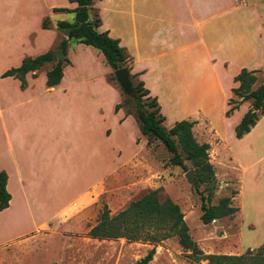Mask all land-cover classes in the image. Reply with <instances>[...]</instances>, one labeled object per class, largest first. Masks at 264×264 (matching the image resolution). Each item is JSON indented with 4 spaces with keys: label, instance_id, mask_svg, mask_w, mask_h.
Instances as JSON below:
<instances>
[{
    "label": "rangeland",
    "instance_id": "374dc122",
    "mask_svg": "<svg viewBox=\"0 0 264 264\" xmlns=\"http://www.w3.org/2000/svg\"><path fill=\"white\" fill-rule=\"evenodd\" d=\"M238 1L250 9L239 11V5L232 6L231 0H219L221 11L214 25L235 27L243 31L235 33L244 40V31L255 24L249 10L255 9V16L259 13L264 27V0ZM117 2L94 0L90 18L99 16L100 27L114 34L119 30L130 38L131 0H124V11L117 8ZM134 2L141 10L142 17H135L139 24L147 23L146 14L156 18L154 23L161 24L158 27L168 25L170 17L184 19L187 15L182 0ZM75 6L68 0H0L1 74L16 67L14 59L22 54L35 57L47 51L60 52V42L67 39L63 59L55 58L27 73L24 88L19 79L2 78L0 74V168L9 159L4 132L7 127L9 136L18 139V144L12 143L15 154L26 157L22 160L24 169L36 172L44 181L30 193L29 205L10 191L13 202L0 210V264H137L152 248L155 252L148 264H208L207 259L191 257V251L181 247L177 236L150 243L89 235L104 205L113 215L152 190L161 200L170 198L180 206L189 234L203 254L237 255L247 250L264 253V115L240 139L235 138L234 124L251 108V100L243 101L231 116H225L228 98H237L231 93L236 85L231 75L239 66L257 69V86L264 83V62H233L227 73L218 76L220 85L215 88L211 79L186 75L192 64L181 67V77L145 76V85L152 90L151 96L158 98L166 117L163 125L170 128L176 121L194 120L195 138L210 144L209 160L216 180L213 184L197 183L183 153L186 168L170 162L172 153L158 139L139 136L133 103L139 91L132 88L133 92L126 94L102 53L68 38L67 28H61L60 21L74 22V13L53 8ZM44 19L47 28L42 26ZM218 36L226 37V32L220 31ZM58 61L63 64V79L49 90L46 72ZM145 65L148 63L138 66ZM123 67L130 71L132 86L142 80L135 74L130 57ZM207 114L212 116L213 125ZM52 151L58 176L54 184L50 182L51 161L46 170L45 160ZM84 191L77 210L42 221ZM201 196L213 205L229 197L238 211L204 224L200 219Z\"/></svg>",
    "mask_w": 264,
    "mask_h": 264
},
{
    "label": "trees",
    "instance_id": "16d2710c",
    "mask_svg": "<svg viewBox=\"0 0 264 264\" xmlns=\"http://www.w3.org/2000/svg\"><path fill=\"white\" fill-rule=\"evenodd\" d=\"M76 3L72 9L54 7V11H66L74 13V22L60 21L61 28H67L68 38L98 49L106 63L114 70L123 67L129 55L126 49L119 44V40L111 37L108 31L100 32L101 19L97 16L90 18V8L94 0H68ZM43 28H47L44 19ZM67 39L60 42V52L66 55ZM56 57L53 51H47L35 57H24L21 64L5 70L1 77L12 76L20 80V86H26L25 75L41 68L45 63ZM66 61V59H65ZM257 69L241 68L233 76L236 84L231 87V93L227 100L229 106L225 116H231L239 105L246 100H251L249 108L234 126L235 138L240 139L249 133L256 125L260 116L264 115V83L257 86ZM139 75V73H135ZM63 78V64L58 61L46 72L45 84L52 87L61 82ZM116 78V76H115ZM133 91H139V95L133 99L136 111V119L142 135L158 139L164 147L172 153L170 162L174 165L186 168L184 159L191 163L194 169V180L197 183H215L216 177L213 165L209 160L208 149L210 144L199 142L193 134L194 120L182 119L176 121L170 128L163 125L165 116L161 113V106L156 96H151L148 88L144 87V81H139L132 86ZM132 91V92H133ZM145 96V100L141 99ZM119 105L115 106V112ZM8 175L5 170H0V210L9 207L11 194L7 189ZM202 223L207 224L214 219L232 215L238 211V207L230 204L229 197H223L217 204H207L201 196ZM89 235L93 238H125L130 241H147L159 243L171 236H177L178 242L183 249L190 250V256L195 259H207L208 264H264V253H253L247 250L244 254H203L196 242L189 234V227L185 222L184 214L180 206L170 198L161 200L156 190L143 194L136 200L131 201L127 207L110 215L106 205L102 207L99 218L90 230ZM154 248L141 258L137 264H148L154 255Z\"/></svg>",
    "mask_w": 264,
    "mask_h": 264
},
{
    "label": "crops",
    "instance_id": "0c3cea01",
    "mask_svg": "<svg viewBox=\"0 0 264 264\" xmlns=\"http://www.w3.org/2000/svg\"><path fill=\"white\" fill-rule=\"evenodd\" d=\"M182 1L184 3L183 5L185 6V11L187 14L186 17L184 19L170 17L166 20L168 25L158 27L161 24L156 25L154 23L156 18L150 16L149 14H146V19L148 20L146 24L137 23V20L135 21V17H142L140 14L141 10L137 9L135 7L134 0H131L130 12L133 18L131 20L133 22V27L131 29L130 38L127 37L126 33L121 31L119 32V30L116 32L117 34H114L110 29L102 28L100 26L98 27V30L100 32L108 31V34L111 37L119 40V44L126 49L127 54L133 62L134 72H140L139 76L143 81L145 79V76L148 74L160 79L166 78L171 74L178 77L184 76L182 75L184 71L181 69V67L184 64H192L194 66H191L190 68L191 73H187V71H185L186 75H190L192 77L194 76L196 78L205 79L206 77V79H211L214 83L213 87L215 88L220 85L218 76L223 73H227L230 65L233 62L240 61L241 63L239 64L241 65L250 63L252 60L255 61V59H259L260 61L264 62V27L261 24L259 13L255 16V9L254 11H248L249 13H251V16L253 15L255 17V24H252L253 27L252 25L251 27H247V31H244L245 39L241 40L238 37V34L243 31L235 30V27H218L214 25V20L219 16V13L221 11L219 9V0ZM117 4H119L117 5V8L124 11V0H118ZM235 4L239 5V11L250 9L248 8L250 6H247V4H244V6L241 5L238 0H231V5L235 7ZM228 8L229 7L225 9ZM122 23H124V20L121 21V24ZM122 28L128 29V27ZM239 29H241V27H239ZM220 31H225L226 37H219L218 34L220 33ZM231 32L234 34H231ZM235 32L238 34H236ZM124 36L126 39L124 38ZM24 57L26 56H23L22 54L18 58L14 59V64L16 67L21 64V61ZM141 63H148V66H138ZM241 68L242 67L239 66L231 75L232 80L233 76L236 75ZM250 68L255 67L253 66ZM8 78L13 77L8 76ZM25 78L26 80H28L27 77ZM59 84H61V82ZM59 84L55 86H58ZM55 86L46 87L47 89L52 90ZM27 88H25V90ZM149 91L150 95H153L152 90L149 89ZM7 108L8 107L3 109V113L7 110ZM0 112H2L1 108ZM208 116L210 117V122L213 125L212 116ZM122 118H124V114L122 115ZM129 118L130 117L125 118L120 125H122ZM8 127L11 128L12 126H10L9 124ZM4 130L7 139L6 143L8 146L9 159H7L6 162L2 163L3 168H0V170H5L8 175V191L10 192L13 190L20 200L26 202L27 205H29V201L30 199H32L30 197V193L37 190L39 186H42L44 184V181L43 178H41V176L36 172L24 169V163L22 162V160L24 161V158L26 159V157H23V159L21 155H19L18 157L15 154L12 145V143L18 144V139L16 137L15 139H13L9 136L7 127H5ZM15 130L16 129L14 128L13 131ZM9 131L11 130L9 129ZM139 136L144 135L141 134ZM133 140L135 142L136 137ZM134 144L138 146L136 142ZM140 144H143L142 140ZM45 160H47V167L45 166L46 170L49 169L51 161L52 179L50 182L51 184H54V182L58 180V176L56 175V172L54 170L55 166L53 151L50 155L47 156V158H45ZM25 167L29 169L26 165ZM86 190H88V188ZM85 191L75 196L74 199L64 207L50 214H47L42 219V221L46 218L48 219L53 216L55 217L57 215L68 214L73 210H77L83 203L82 196ZM13 199L14 196L11 195L9 206L13 202Z\"/></svg>",
    "mask_w": 264,
    "mask_h": 264
},
{
    "label": "water",
    "instance_id": "95a60500",
    "mask_svg": "<svg viewBox=\"0 0 264 264\" xmlns=\"http://www.w3.org/2000/svg\"><path fill=\"white\" fill-rule=\"evenodd\" d=\"M54 56L58 58L60 61L63 59L64 55L61 52H54ZM116 79L122 88V90L126 94H130L132 92V82L130 80V71L127 67H120L115 70ZM190 172L187 177H190Z\"/></svg>",
    "mask_w": 264,
    "mask_h": 264
}]
</instances>
